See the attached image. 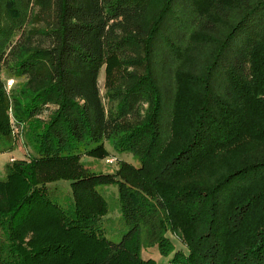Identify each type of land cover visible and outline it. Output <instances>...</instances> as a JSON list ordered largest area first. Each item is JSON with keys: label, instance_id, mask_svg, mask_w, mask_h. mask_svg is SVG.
Returning a JSON list of instances; mask_svg holds the SVG:
<instances>
[{"label": "trees", "instance_id": "1", "mask_svg": "<svg viewBox=\"0 0 264 264\" xmlns=\"http://www.w3.org/2000/svg\"><path fill=\"white\" fill-rule=\"evenodd\" d=\"M27 124L28 159L0 179V264H155L148 247L264 264V0H0V152ZM104 140L135 163L89 172Z\"/></svg>", "mask_w": 264, "mask_h": 264}, {"label": "rangeland", "instance_id": "2", "mask_svg": "<svg viewBox=\"0 0 264 264\" xmlns=\"http://www.w3.org/2000/svg\"><path fill=\"white\" fill-rule=\"evenodd\" d=\"M1 76L3 79L7 77L5 71L1 72ZM25 82V78L13 79L9 92L17 93L23 87V83ZM98 84L100 87V92L103 94L104 92V70L103 68L100 70L98 77ZM49 111L43 112L39 116V118H47ZM38 118V117H37ZM22 130V129H20ZM30 125H26L21 134H19V138L17 139L14 147L9 150H5L0 152V179L5 177V166L10 163V158L14 160L18 159H28L31 139L29 133L32 132ZM104 147L109 152V155L105 158H96L93 156H82L80 158L81 165L89 170L91 173L99 174V173H107L112 174L118 168V164L120 161H127L130 163H135V159L132 157L130 153H118L114 151L111 140H104ZM25 150V151H24ZM60 196L64 199L66 198L65 194H70V186L69 181L67 180H59L56 183ZM98 191L103 196L106 204L107 211L106 215H104L100 221V232L110 239L114 243H118L121 239L122 228L119 223V211H118V201H117V187L115 184H108L98 187ZM61 205L66 207L65 202H62ZM171 239L174 242L175 250L179 248H184L181 241L178 238L171 235ZM172 254L167 256H162L157 251L155 247L153 248H143L141 250V256L143 259L152 258L155 261V264H174L170 262Z\"/></svg>", "mask_w": 264, "mask_h": 264}, {"label": "built area", "instance_id": "3", "mask_svg": "<svg viewBox=\"0 0 264 264\" xmlns=\"http://www.w3.org/2000/svg\"><path fill=\"white\" fill-rule=\"evenodd\" d=\"M11 82H12V80L11 79H7L6 80V85H5V87H6V90L8 91L9 90V88H10V84H11ZM13 159H10V161H12Z\"/></svg>", "mask_w": 264, "mask_h": 264}, {"label": "crops", "instance_id": "4", "mask_svg": "<svg viewBox=\"0 0 264 264\" xmlns=\"http://www.w3.org/2000/svg\"><path fill=\"white\" fill-rule=\"evenodd\" d=\"M25 151V150H24ZM10 159H12V158H10Z\"/></svg>", "mask_w": 264, "mask_h": 264}]
</instances>
